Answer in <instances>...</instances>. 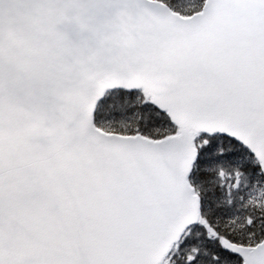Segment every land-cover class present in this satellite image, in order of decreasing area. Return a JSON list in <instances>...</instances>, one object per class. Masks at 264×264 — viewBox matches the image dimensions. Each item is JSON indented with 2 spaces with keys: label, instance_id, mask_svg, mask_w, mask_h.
Instances as JSON below:
<instances>
[{
  "label": "snow or ice",
  "instance_id": "obj_1",
  "mask_svg": "<svg viewBox=\"0 0 264 264\" xmlns=\"http://www.w3.org/2000/svg\"><path fill=\"white\" fill-rule=\"evenodd\" d=\"M0 264H264V0H0Z\"/></svg>",
  "mask_w": 264,
  "mask_h": 264
}]
</instances>
